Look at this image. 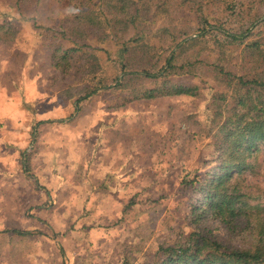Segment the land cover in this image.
<instances>
[{"label": "rangeland", "instance_id": "obj_1", "mask_svg": "<svg viewBox=\"0 0 264 264\" xmlns=\"http://www.w3.org/2000/svg\"><path fill=\"white\" fill-rule=\"evenodd\" d=\"M136 7L148 23L126 27ZM139 35L144 47L130 41ZM0 36V84L25 66L40 107L54 98L73 121L60 142L32 120L24 140L0 116V264H159L164 248L196 237L230 249L256 242L245 218L208 210L204 189L244 92L237 78L264 79V56L250 55V42L264 44V0H0ZM123 41L133 47L121 55ZM173 53L192 73L166 77L196 94L143 97L154 81L126 72H155ZM70 86L98 88L76 106L61 93ZM255 157L235 178L254 196L264 151ZM13 229L39 233L2 232Z\"/></svg>", "mask_w": 264, "mask_h": 264}, {"label": "trees", "instance_id": "obj_2", "mask_svg": "<svg viewBox=\"0 0 264 264\" xmlns=\"http://www.w3.org/2000/svg\"><path fill=\"white\" fill-rule=\"evenodd\" d=\"M124 3L125 0H119L120 5ZM122 9L128 12L126 8ZM147 23L148 19L142 16L139 7H136L133 13L128 14L125 20V26L133 29L141 24L147 25ZM142 39L143 36L139 35V37L131 38L130 41L134 42L135 46L144 47L147 44L141 42ZM127 43L128 41L122 42L121 55L129 52L133 47L132 44L127 46ZM193 43L194 38H191L181 45ZM250 53L254 57H263L264 44L259 41L250 42ZM122 57L120 56V62ZM191 65L183 63L178 66L175 63V53H173L165 59V65L155 72L143 68L126 73H129L128 75L137 74L154 81V86L143 90L141 95L145 98L192 96L196 94L197 87L179 82L171 83L166 77L170 74L192 73ZM220 71H222L221 68ZM262 71L264 76V70ZM161 79L163 80L160 83ZM237 80L240 85H243L244 92L238 96L237 110H233L231 115L222 122L223 127L220 129L221 159L212 178L206 184L204 199L208 210L223 222H237L245 218L256 234V242L250 248L230 249L216 241L196 237L186 246L164 248L165 258L159 264H264V190L261 194L254 196L250 191L245 190L242 183L235 181V178L247 171L253 172V162L249 158H256L255 155L258 152L264 151V79L261 76H255L250 81H243L240 77ZM248 83H250L249 88L246 86ZM97 88L70 86L61 93L69 98L76 95L77 106L82 100L94 95ZM4 231L20 236L39 233L36 230L13 229L2 232Z\"/></svg>", "mask_w": 264, "mask_h": 264}, {"label": "crops", "instance_id": "obj_3", "mask_svg": "<svg viewBox=\"0 0 264 264\" xmlns=\"http://www.w3.org/2000/svg\"><path fill=\"white\" fill-rule=\"evenodd\" d=\"M7 62L4 61L6 64ZM13 65L11 64V66ZM4 69V67L0 69V73ZM19 69L21 70L19 76H10L12 78L0 84V116L4 114L7 116L10 124L8 131H11L12 135L15 134L13 131L17 133L22 131L20 135L26 140L29 126L32 120H35L39 122L38 129L49 128L55 130L52 138L61 142L63 132L60 130L65 126H70L73 121L65 120L68 123H63L64 121L61 118L63 117V108L56 106L54 98L50 100L52 103L51 108L44 109L40 107V104L46 102V98L42 96V90L37 84V80L36 83L31 81V78L27 76L25 66ZM34 108L36 111L32 110ZM42 137L43 133L40 132V138Z\"/></svg>", "mask_w": 264, "mask_h": 264}]
</instances>
